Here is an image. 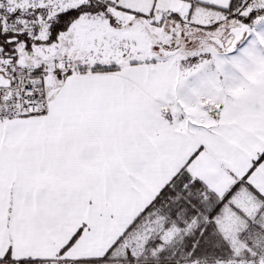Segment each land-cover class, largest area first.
<instances>
[{
  "label": "snow or ice",
  "instance_id": "obj_1",
  "mask_svg": "<svg viewBox=\"0 0 264 264\" xmlns=\"http://www.w3.org/2000/svg\"><path fill=\"white\" fill-rule=\"evenodd\" d=\"M0 264H264V0H0Z\"/></svg>",
  "mask_w": 264,
  "mask_h": 264
}]
</instances>
